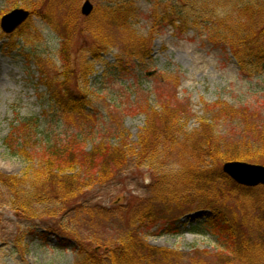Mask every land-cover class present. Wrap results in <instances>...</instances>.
Returning a JSON list of instances; mask_svg holds the SVG:
<instances>
[{"label": "rangeland", "instance_id": "374dc122", "mask_svg": "<svg viewBox=\"0 0 264 264\" xmlns=\"http://www.w3.org/2000/svg\"><path fill=\"white\" fill-rule=\"evenodd\" d=\"M15 1L0 0V23L17 7L30 14L11 33L0 24V172L20 176L27 170V162L9 154L3 144L17 115L41 116L42 125L60 138L87 129L84 152L102 139L112 143L114 137L133 147L123 168L84 190L86 205L75 213L63 214L53 209L59 207L53 203L52 212L43 204L38 209L42 213L32 221L24 214L14 215L11 192L0 182V264H93L97 257H115L121 243L130 245L133 264H264V186L243 191L227 175L207 189L208 184L201 187L196 178L189 182L180 175L182 159L192 151L185 144L204 142L210 135L219 139L222 151L233 143L245 149L249 142L253 151L261 143L264 69L241 71L233 54L211 39H222L249 17L262 16L256 12L262 0H164L160 6L129 0L134 15L130 29L111 24L106 14L109 0H90L89 14L82 12L86 0H51L45 15L31 9L34 0ZM241 2L255 8L246 15L247 11H238ZM155 7L159 15L164 9L171 17L182 10L196 14L203 7L210 14L202 13L196 25L190 21L183 30L154 22ZM211 15L227 17V24L207 25ZM145 39L149 57L141 58L135 54L144 49ZM9 44L16 49L9 52ZM50 88L62 90L71 101L74 94L85 96V101L75 98L87 103L85 109L68 112L61 121L53 119L60 113L57 104L40 99ZM44 108L50 116H45ZM241 112L243 117L238 116ZM149 118L156 123L154 132L144 130ZM140 139L158 141L157 151L138 154ZM163 193L181 197L179 201L193 194L195 202L191 207L186 204L189 209L179 218L180 232L164 230V221L150 224V218L131 216ZM212 198L213 206H200L201 199ZM206 220L218 227L191 232L192 226ZM31 222L36 233L28 232ZM50 224H64L67 233L77 237L78 247L75 239L72 245L59 246L56 235L44 238L41 231ZM142 243L166 250L165 256L153 259L147 251L142 254ZM88 252L95 257L88 258Z\"/></svg>", "mask_w": 264, "mask_h": 264}, {"label": "trees", "instance_id": "16d2710c", "mask_svg": "<svg viewBox=\"0 0 264 264\" xmlns=\"http://www.w3.org/2000/svg\"><path fill=\"white\" fill-rule=\"evenodd\" d=\"M150 1L156 6H160L164 0ZM109 2H111V4L109 3V9L106 11V14L111 24L113 26L130 29V19H132L134 15L129 5V0H109ZM225 2H227V0ZM14 3L17 2L15 1ZM48 4H51V0H34L31 9L36 13L45 15ZM197 7H194L195 10ZM250 7L255 8V5H252V3L249 4L248 2L247 4H243V2H241L238 11L239 9L244 11V13L247 11L245 14L248 15ZM203 8L205 9L204 11L202 8H197L198 11L196 14H189L188 11L182 10L179 12L180 14L178 13V15L176 14V16L171 17L172 13L170 11H164V9L160 11L161 14L159 15L155 7V20H153L154 22H157V20L161 22L165 21L166 24L174 28L179 27L184 30L190 21L196 25L202 13H204V16L206 13L210 14L207 7ZM249 11H252V8ZM256 12L262 16L256 17L255 20L249 17L247 22L239 23L233 33L223 36L222 39H211L216 41V44H221L224 50L233 54L241 71L247 68L251 69V67L254 66L258 67V72L264 69V0H262L261 6H258V11ZM212 14L215 15L214 13ZM213 15H211L210 19L206 17L205 23H207V25L212 24V27H218L227 24V17L219 19V16L215 18ZM215 33H217L218 36L221 34L220 31H215ZM143 41L144 44L142 47L145 50L137 49L136 53L138 54L134 53L139 57L142 56L141 58L149 57V46L147 45L149 42L147 39ZM10 47L14 48L16 45L13 44ZM135 47H140L139 43H136ZM61 91L62 90L50 88L48 89V96L45 95L40 98L42 101L47 99L49 101L50 99L52 103L57 104L60 113L55 109L59 114H55V118L53 119H57L58 121H61L62 115L68 112L71 114L81 113V108L85 109L84 106L87 104H84L85 96L74 94L73 96L75 98L79 100L83 98L84 100L83 102L77 103L75 102V98L71 101L68 99L69 96H65ZM46 108H44L45 116H50L47 114L48 111ZM235 113L237 114V112ZM236 114H233V117H235ZM243 115V112H241L238 116L243 117ZM41 118L42 117L39 115H17L16 118L10 122L9 132L3 136V144L8 153L20 159L22 158L28 165L26 173L20 176L8 175L0 172V182L8 187L11 192L9 202L10 208L14 211V215L18 214L20 216L24 214V216H28L30 220L39 217V214L42 212H38V209L39 207H43V204L48 205L47 208H49L52 207L51 205L53 203H57L59 207L53 209L62 211L63 214L71 213V211L75 213L82 209L86 205V192H84V190L93 189L96 183L105 181L104 176H112L116 173L118 168V170H120L121 167L123 168L127 163V151L130 150V147H133L132 145L129 147L126 145V142L114 137V139L111 140L112 143L109 142V140L105 143L102 139L90 152H84L83 141L86 140L88 134L87 129L86 132H80L78 136L76 135L77 133H74L60 138L57 132L42 125L43 118ZM245 122L246 120L243 119V123ZM155 124L156 123L149 118V123L146 128H144L145 132L156 131L157 128ZM164 125L168 126L165 120ZM247 125L244 129H247ZM87 127H89V125ZM198 133L196 132V135ZM120 134L121 133L118 132L115 136L118 137ZM261 137V143L258 144L253 151L251 148L252 142H249L245 149H242L241 144L233 143L232 145H227V149L222 151L220 150L221 145L219 139L214 135H210L204 142L200 140L198 143H191V145L185 144L187 147H192L190 155L193 157L189 155L188 158L182 159L183 162L180 175H186L189 182H194L196 178L199 183L198 185L203 187L208 184L207 189H210L209 184L211 182H217V180H223L227 177V174L222 170L221 162L240 159L264 164V135H261ZM145 142L146 141L142 139L137 142V144L139 143L138 145H142L141 150H138V154L144 155L147 152L157 151L158 141ZM33 152L35 153L33 154ZM38 155H40V158ZM97 159H101V161H97ZM111 159L114 160L112 165H110ZM81 171L86 174L85 178H83L84 176ZM168 183L174 184L171 180H169ZM241 187L240 190H248L249 192L255 189V187L244 188L246 186L242 185ZM180 198L181 197L170 196L164 193L160 194L156 197V199H158L157 202L160 201L159 203L154 201L150 204L147 203V205L142 206V208H138L135 211L133 210L131 216L133 219L135 217L138 219L140 216L147 219L150 218V224L164 221V230L179 232L181 229L178 228V221L181 214H185L187 211L188 207H186V204L191 207L192 203L195 202L193 194H186L183 196L182 200L179 201ZM213 200L212 198L209 202H204V200L201 199L199 203L200 206H213L210 204ZM36 204L38 205L35 206ZM49 210L51 209L49 208L48 211ZM31 224L32 226L28 228V232L31 231L32 233H36L35 224L33 222H31ZM207 225L212 228L218 227L215 222L206 220V222L200 221L197 225L192 226L190 230L201 232L205 230L204 228ZM51 232L65 236L63 239L61 238L59 240L60 245L66 246L72 244V241L75 239L76 242L73 245L75 248L78 247L77 237L74 233H67V228H65L64 224H60L59 226L50 224L41 231V234L46 238V235ZM142 246L144 247V249H142V254L145 255V251H147L148 254L153 256V259L160 255H162V257L165 256L164 253L166 250L164 249L146 243H142ZM130 248L128 243H121L120 250L115 257L109 256V259L108 257L104 259L102 257H97L94 259L95 262L92 263L127 264L130 260ZM136 252L141 253V250L137 249ZM88 253V258L92 259L95 257V254ZM126 258H128V260H126ZM131 260L130 262L133 264L134 261Z\"/></svg>", "mask_w": 264, "mask_h": 264}, {"label": "water", "instance_id": "95a60500", "mask_svg": "<svg viewBox=\"0 0 264 264\" xmlns=\"http://www.w3.org/2000/svg\"><path fill=\"white\" fill-rule=\"evenodd\" d=\"M93 8L90 0L82 5V12L89 14ZM30 11L24 8H14L1 17V27L10 32L29 16ZM223 171L236 182L246 186L264 185V165L242 160H229L224 162Z\"/></svg>", "mask_w": 264, "mask_h": 264}, {"label": "clouds", "instance_id": "9594fccd", "mask_svg": "<svg viewBox=\"0 0 264 264\" xmlns=\"http://www.w3.org/2000/svg\"><path fill=\"white\" fill-rule=\"evenodd\" d=\"M58 62V61H57Z\"/></svg>", "mask_w": 264, "mask_h": 264}]
</instances>
